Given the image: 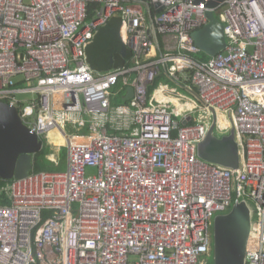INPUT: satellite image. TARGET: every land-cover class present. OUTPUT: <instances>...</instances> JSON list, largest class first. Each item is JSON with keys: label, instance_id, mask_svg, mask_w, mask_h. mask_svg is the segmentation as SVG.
<instances>
[{"label": "built area", "instance_id": "1", "mask_svg": "<svg viewBox=\"0 0 264 264\" xmlns=\"http://www.w3.org/2000/svg\"><path fill=\"white\" fill-rule=\"evenodd\" d=\"M206 3L0 0V102L51 169L0 180V264H209L214 218L240 201L255 213L245 264H264V0L212 9L225 47L201 60L192 33L208 23ZM116 15L129 60L95 71L87 48ZM160 76L193 89L194 109L153 97ZM15 94L34 97L22 107ZM211 111L233 132L236 168L198 156L208 128L190 122ZM61 147L65 170L53 171L47 155Z\"/></svg>", "mask_w": 264, "mask_h": 264}, {"label": "water", "instance_id": "2", "mask_svg": "<svg viewBox=\"0 0 264 264\" xmlns=\"http://www.w3.org/2000/svg\"><path fill=\"white\" fill-rule=\"evenodd\" d=\"M199 3L203 0H195ZM225 0H207L206 13L208 23L194 31L192 37L195 45L208 57L215 56L225 47L223 25L211 11ZM148 8L149 5L144 3ZM120 31L113 32L116 40L122 35ZM158 46V37H154ZM94 49L86 51L87 62L101 71L112 68L113 54L120 50L123 57H127L124 48H116L110 54L109 65L103 60L104 51L101 43L95 39ZM93 59H90V56ZM133 96V89L128 88L124 101ZM213 122L208 128L204 140L198 144V156L211 164L222 168H236L240 157L238 145L234 140L233 132L218 138L214 135L216 115L211 111ZM41 142L38 137L29 131L22 123L16 108L0 102V180L22 179L28 176L33 168V156L40 152ZM254 207L247 201L234 203L231 210L214 218L213 224V264H245L246 252L254 233Z\"/></svg>", "mask_w": 264, "mask_h": 264}, {"label": "rangeland", "instance_id": "3", "mask_svg": "<svg viewBox=\"0 0 264 264\" xmlns=\"http://www.w3.org/2000/svg\"><path fill=\"white\" fill-rule=\"evenodd\" d=\"M118 16H120V15H116V16L112 17L105 26L99 28L98 31L94 34L95 38L98 36L100 31H102L105 28H109V29L113 30L114 32L120 31L124 25V20L122 17H118ZM114 42H116V36L113 33H109L108 37L101 43L102 50L104 51L103 60H109V61H105V63L107 65H109L110 54L113 51H115V47H121V48L123 47L126 49L125 40L123 37L119 38L118 44H115ZM91 45H94V42H92ZM113 56L114 57L112 59L114 61V68H118V67L123 66L125 61L122 58V56L120 54H117V53L115 55L113 54ZM93 58L94 57L91 55L90 59H93ZM88 64H89V62H88ZM160 79L163 80V81H161L162 83L168 84L169 87H175L179 92L184 93L186 95H189V93L186 90H184L181 86L176 85L173 82H170V80H168L164 77L163 78L160 77ZM152 88L153 87L149 88V93L151 92ZM14 97H15V100L18 101L22 107H25L29 104V100H31L34 96L31 94H15ZM194 106H195L194 104H193V106H190L187 111L194 109ZM206 115H208V114L202 112V113H200L199 118L200 119L206 118ZM222 121H223V118L220 117L219 115H216V126L214 129V135L217 136L218 138L227 136L231 132L230 129H227L226 131L220 130L219 123H222ZM52 152H53V149H52ZM55 154L57 155V157L59 159L60 167L54 168L52 170L53 171H64L65 170L66 148L61 147L58 151L56 150ZM45 161H47V160L46 159L41 160V167H43V170H51V169H47L50 166V163L45 162ZM87 173L91 174V175H95L96 170L88 168ZM208 260H209V264H213V255L212 254Z\"/></svg>", "mask_w": 264, "mask_h": 264}, {"label": "crops", "instance_id": "4", "mask_svg": "<svg viewBox=\"0 0 264 264\" xmlns=\"http://www.w3.org/2000/svg\"><path fill=\"white\" fill-rule=\"evenodd\" d=\"M114 31L113 30H111V29H109V28H105V29H103L102 31H100V33L98 34V36L95 38V36H94V39H93V41L95 40V39H97L100 43H102L107 37H108V35H109V33H113ZM92 41V42H93ZM91 45V44H90ZM89 47V46H88ZM157 47H159L160 49L162 48V44H161V41H160V44H159V42H158V46ZM90 48V47H89ZM89 48H87V49H89ZM94 49V45H92L91 46V50H93ZM127 50V49H126ZM128 52V51H127ZM117 52H115L114 53V55L116 54ZM114 57V56H113ZM128 58V57H127ZM90 65V64H89ZM91 67V66H90ZM92 68V67H91ZM114 68V61H113V59H112V68L111 69H113ZM93 70H95V71H98V72H105V71H101V70H97V69H94V68H92ZM111 69H109V70H111ZM108 70V71H109ZM160 77H162L163 78V76H160ZM161 81H163L162 79H160L157 83H156V85L155 84H153L151 87H153L152 88V90H153V92H154V95H156V96H154L153 95V97H156L157 98V96H160V98H161V102H166V103H168L169 104V107H170V109H172V110H175L177 113H182V112H185V111H187L188 110V108L190 107V106H193V104L195 105L196 104V99H195V96H191L190 94L189 95H186V94H184V93H181V92H179L175 87H169V85L168 84H164V83H162ZM160 84H164L165 86H166V88L164 87H161L160 88V94L159 93H157V90H158V87H159V85ZM185 90V89H184ZM162 91H163V94H165V95H168V96H172V97H177V98H175V99H173V102H174V105H177V106H179L180 108H179V110H177L176 108H175V106L170 102V101H164V100H162L164 97L162 96ZM181 94H184L186 97V99H188V100H185V99H182L181 97H184V96H181ZM181 96V97H180ZM180 97V98H179Z\"/></svg>", "mask_w": 264, "mask_h": 264}, {"label": "trees", "instance_id": "5", "mask_svg": "<svg viewBox=\"0 0 264 264\" xmlns=\"http://www.w3.org/2000/svg\"><path fill=\"white\" fill-rule=\"evenodd\" d=\"M95 8H97V5L96 4H89L88 5V16H87V18H90L91 17V14H92V12H93V10ZM158 40H159V44H160V38L159 37H158ZM114 43L115 44H118L119 43V39H117L116 42H114ZM116 48H119V47H115V49ZM124 51H125V54L127 55L128 58L127 57H123V52L120 51V50H117V54H120L122 56V58L124 59V61H125L123 65L126 64V62L129 60V57H130V53L127 52V50L125 48H124ZM196 58L201 59V60H206L209 57L207 55H205V54H202L200 57L198 56ZM159 80H160V77L156 78L154 84L156 85V83ZM161 87H165L166 88V86L164 84H160L159 87H158V90H157V93H159V94H160V88ZM186 91L191 96H195V91L193 89H190L189 88ZM162 96L164 97L163 99H165L167 101H170L173 105H174L173 99L177 98V97H172V96L165 95V94H163V91H162ZM181 96H184V97H181ZM181 96L180 97L182 99L188 100V99L185 98L186 96L184 94H181ZM174 106H175V108L177 110H179V108H180L179 106H177V105H174ZM199 115H200V113H197L196 119L193 120V121H191L190 123L203 122L205 125H207V128H209L211 126L212 122H213V116H212V114L209 113L208 115H206V118H203V119H200L199 118ZM45 154H46L45 151L42 150V151L38 152L37 154H35L33 156V172H38V171L43 170V167H41V160L44 159L43 156ZM45 162H48V161H45ZM5 204H7L6 203V200L4 198H0V205H5Z\"/></svg>", "mask_w": 264, "mask_h": 264}, {"label": "bare ground", "instance_id": "6", "mask_svg": "<svg viewBox=\"0 0 264 264\" xmlns=\"http://www.w3.org/2000/svg\"><path fill=\"white\" fill-rule=\"evenodd\" d=\"M154 96H156V95H154ZM157 98L161 100L160 96H157ZM162 100L167 101V100H165V99H162ZM194 107H195V106H194ZM50 135H52V137H53V139H54V143H55V141L58 139L57 142L55 143L56 145L59 144V143H62V140L59 139V138H60L59 135L55 134V132H51ZM54 151L56 152V150L53 149V152H52L50 155H47V158L50 159V160H52V161H55L56 158H57V155L55 154ZM251 246H252V239L250 240V243H249V247H251Z\"/></svg>", "mask_w": 264, "mask_h": 264}]
</instances>
